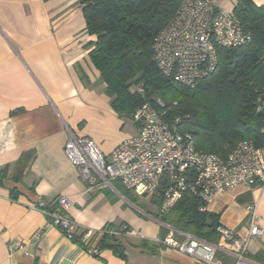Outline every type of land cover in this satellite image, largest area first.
I'll use <instances>...</instances> for the list:
<instances>
[{
    "label": "crops",
    "instance_id": "obj_1",
    "mask_svg": "<svg viewBox=\"0 0 264 264\" xmlns=\"http://www.w3.org/2000/svg\"><path fill=\"white\" fill-rule=\"evenodd\" d=\"M213 1L227 10L236 5ZM82 9L80 0H0V264H207L158 243L166 235L154 216L159 207L149 214L116 188L85 194L77 167L65 155L69 131L91 138L105 154L137 132L132 118L113 109L90 59L96 36L88 33ZM63 195L73 203L68 215L78 224L77 234L107 223L116 230L131 227L122 238L127 258L109 248L92 252L98 237L81 245L51 224L46 207H34H53ZM252 201L264 230V186L220 192L207 210L246 237ZM176 237L185 235L177 231ZM143 241L148 248L140 246ZM248 243V257L264 264V232ZM216 256L234 264L233 254L217 250Z\"/></svg>",
    "mask_w": 264,
    "mask_h": 264
},
{
    "label": "built area",
    "instance_id": "obj_2",
    "mask_svg": "<svg viewBox=\"0 0 264 264\" xmlns=\"http://www.w3.org/2000/svg\"><path fill=\"white\" fill-rule=\"evenodd\" d=\"M250 39L233 10L218 6L213 0H180L175 16L154 39L153 62L165 77L194 88L217 67L218 47H239ZM171 106L161 98L140 105L132 117L136 134L121 141L109 154L103 153L91 138L69 131L65 155L77 167L85 194L116 190L114 182L119 181L126 189L159 197V210L166 213L185 193L199 196L209 204L218 193L239 185L250 192L264 186V145L257 147L250 140H242L226 157L198 150L192 133L180 130V118L166 117ZM43 204L39 202L34 207L42 208ZM72 204L63 195L56 199L53 210L45 211L51 224L71 240L78 229L77 222L68 215ZM256 208L255 201L249 203L246 237L219 223L217 244L182 231L185 238L178 239L179 230L173 227L157 241L199 263L223 264L216 256L221 250L234 255V264H260L248 257L249 240L262 237L264 232ZM84 231L85 243L95 234H102V230ZM130 232L123 225L114 233ZM16 245L23 248L19 242ZM92 252H97L95 242Z\"/></svg>",
    "mask_w": 264,
    "mask_h": 264
},
{
    "label": "trees",
    "instance_id": "obj_3",
    "mask_svg": "<svg viewBox=\"0 0 264 264\" xmlns=\"http://www.w3.org/2000/svg\"><path fill=\"white\" fill-rule=\"evenodd\" d=\"M80 2L87 31L96 36L90 59L106 83L105 92L120 116L132 118L144 102L161 98L172 105L166 117L180 118V130L192 133L198 150L226 157L242 140H250L257 147L264 145V4L236 0L233 12L250 35V41L239 47H218L217 67L191 88L165 77L153 62L154 39L175 16L180 0ZM3 172L0 171V183ZM114 186L130 202L147 211L119 181ZM153 201L160 207L159 197L153 196ZM55 206L56 203L53 207L43 204V209L50 211ZM207 206L208 202L201 197L183 194L168 212L159 210L154 214L164 224L161 236L168 232L169 226L217 244L220 214L208 211ZM101 230L102 234H95L86 243L85 231L75 233L73 241L90 246L96 236L97 249L109 248L126 259L124 235L114 233L118 230L113 223H107ZM140 246L148 248L149 244L143 241Z\"/></svg>",
    "mask_w": 264,
    "mask_h": 264
},
{
    "label": "rangeland",
    "instance_id": "obj_4",
    "mask_svg": "<svg viewBox=\"0 0 264 264\" xmlns=\"http://www.w3.org/2000/svg\"><path fill=\"white\" fill-rule=\"evenodd\" d=\"M129 193L132 195V197H135V199H137L138 204L145 206V210L153 213L158 210V205L153 201V196L151 194H144L143 192L134 189L130 190Z\"/></svg>",
    "mask_w": 264,
    "mask_h": 264
}]
</instances>
